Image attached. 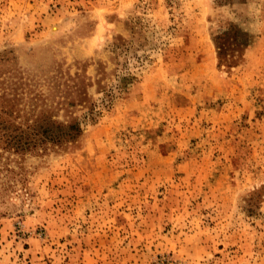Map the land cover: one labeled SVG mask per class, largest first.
I'll return each mask as SVG.
<instances>
[{
    "label": "rangeland",
    "instance_id": "374dc122",
    "mask_svg": "<svg viewBox=\"0 0 264 264\" xmlns=\"http://www.w3.org/2000/svg\"><path fill=\"white\" fill-rule=\"evenodd\" d=\"M2 107L0 264H264V0H0Z\"/></svg>",
    "mask_w": 264,
    "mask_h": 264
},
{
    "label": "trees",
    "instance_id": "16d2710c",
    "mask_svg": "<svg viewBox=\"0 0 264 264\" xmlns=\"http://www.w3.org/2000/svg\"><path fill=\"white\" fill-rule=\"evenodd\" d=\"M0 119L11 117L12 111L1 108ZM0 129L10 131V141L16 149H46L48 145L63 146L73 141L80 133L77 121L61 122L48 115L46 108L26 120L25 126L15 121L0 120Z\"/></svg>",
    "mask_w": 264,
    "mask_h": 264
},
{
    "label": "built area",
    "instance_id": "2783aa9c",
    "mask_svg": "<svg viewBox=\"0 0 264 264\" xmlns=\"http://www.w3.org/2000/svg\"><path fill=\"white\" fill-rule=\"evenodd\" d=\"M165 264H173L172 262H169V261H166V263Z\"/></svg>",
    "mask_w": 264,
    "mask_h": 264
}]
</instances>
